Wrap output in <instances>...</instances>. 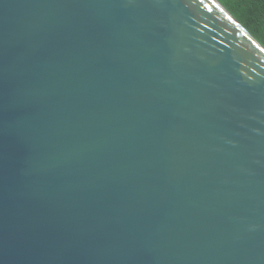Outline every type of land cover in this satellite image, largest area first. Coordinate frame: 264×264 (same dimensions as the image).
Wrapping results in <instances>:
<instances>
[{"label":"water","instance_id":"1","mask_svg":"<svg viewBox=\"0 0 264 264\" xmlns=\"http://www.w3.org/2000/svg\"><path fill=\"white\" fill-rule=\"evenodd\" d=\"M0 264H264V48L218 0H0Z\"/></svg>","mask_w":264,"mask_h":264},{"label":"trees","instance_id":"2","mask_svg":"<svg viewBox=\"0 0 264 264\" xmlns=\"http://www.w3.org/2000/svg\"><path fill=\"white\" fill-rule=\"evenodd\" d=\"M264 48V0H218Z\"/></svg>","mask_w":264,"mask_h":264}]
</instances>
